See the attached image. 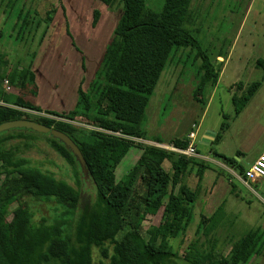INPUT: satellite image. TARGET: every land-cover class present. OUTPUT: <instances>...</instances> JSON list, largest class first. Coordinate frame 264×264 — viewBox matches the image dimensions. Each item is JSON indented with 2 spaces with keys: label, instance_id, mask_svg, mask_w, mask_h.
Here are the masks:
<instances>
[{
  "label": "trees",
  "instance_id": "trees-1",
  "mask_svg": "<svg viewBox=\"0 0 264 264\" xmlns=\"http://www.w3.org/2000/svg\"><path fill=\"white\" fill-rule=\"evenodd\" d=\"M97 1L108 7L118 2L122 4V13L113 29L118 42L113 56L107 60V84L90 116V128L45 117L31 119L18 110L44 112L71 121H76L80 115L85 119L83 109L89 110L92 101L81 83L77 87L76 108L42 110L36 102L38 87L32 71L25 76L24 67L0 70V79L21 85L18 93L8 94L4 100L14 107L0 104V123L25 118L67 134L83 155L87 178L92 185L85 191L75 189L28 165L26 158L14 157L12 152L2 148V143L12 136L0 137V264H92V247L98 248L109 264H175L172 258L178 257L169 239L185 234L206 165L195 157L136 140L147 139L141 127L145 109L174 48L197 49L195 56L200 59V65L192 97L200 103H204L203 90L215 86L222 62L200 51L196 38L185 27L191 0H164L159 10L147 7L146 0ZM98 16L99 11L94 9L93 26ZM50 20L47 13L43 21L49 23ZM28 23L26 15L21 25L26 27ZM2 64L5 66L0 53V67ZM254 65L262 70L264 78V58L256 59ZM81 67L85 69L84 59ZM260 85V81L246 86L236 83V91L242 90V93L231 96L234 116L241 112ZM79 106L81 113H78ZM225 127L222 123L220 130ZM48 137L55 150L82 174V179L76 176L77 182L86 183L73 154L59 140L50 134ZM220 138L221 132H217L213 142L217 143ZM169 144L185 148L188 138L173 137ZM132 148H136L139 155L128 172L118 178L116 169ZM215 155L229 166L235 162L234 158ZM244 170L242 166L236 169L239 175ZM192 171L197 178L194 188L185 183ZM28 199L54 202L53 215L34 221ZM159 209V222L143 230L144 219ZM9 214L11 217L7 219ZM215 218L216 213L211 219L200 215L196 235L214 232ZM259 235L254 230L246 231L232 241L227 255L216 250L215 241L205 248L195 239L181 257L189 264L245 263L263 249V244L257 242Z\"/></svg>",
  "mask_w": 264,
  "mask_h": 264
},
{
  "label": "rangeland",
  "instance_id": "rangeland-1",
  "mask_svg": "<svg viewBox=\"0 0 264 264\" xmlns=\"http://www.w3.org/2000/svg\"><path fill=\"white\" fill-rule=\"evenodd\" d=\"M163 2L164 0H146V5L159 10ZM51 9L54 12H51ZM94 9L99 11V16L93 26L91 22ZM47 13L51 17L49 23L43 21ZM121 13L122 4L118 2L108 7L97 0H0V53L5 61V66L2 65L0 70L13 71L16 66L20 69L24 67L25 76L32 71L40 88L39 103L42 106L67 111V107L62 106L66 101L62 104L60 96L64 83L67 86L76 81L73 76L76 72L73 71H76V67L80 68L81 59L88 65L86 69L82 68L83 82H79L85 84V88L88 87L92 101L89 110L82 108L85 119L80 118V115L79 119L71 121L44 112L28 109L24 111L21 108L18 110L31 119L45 117L90 128V116L92 117L93 110L101 101L102 90L107 84V60L113 56L118 42V38H114L113 29ZM26 15L30 23L23 27L21 20ZM185 27L196 38L200 51L212 60H215L218 53L224 57L225 62L219 64L222 71L220 70L217 85L215 89L208 87L203 90L204 104L196 101L192 93L200 65V59L195 56L197 49L174 48L169 63L149 97L141 127L148 133L146 137L150 138L158 118L161 119L160 123L166 120L169 125L176 127L174 131L180 136L179 131L184 129L191 119L195 123L200 121V132L208 129L221 132V143L218 148L213 144L212 148L222 149L227 157L234 159H237L235 152L242 151L239 163L245 167L264 149V78L262 70L254 65L256 59L264 58V0H191ZM74 50L75 54L72 53ZM0 81V104L14 107L6 104L4 100L8 94L18 93L21 85L19 82L10 84L8 79ZM253 81H260V87L243 111L234 116L231 96L233 93H242V90L235 92L236 83L242 82L243 86H246ZM54 82L59 89L57 91L54 87L51 89ZM231 84L233 89H229ZM191 107L194 108L191 110L194 113L187 112ZM222 123L226 129L220 130ZM6 135L12 137L2 143V148L12 152V156L26 158L28 165L38 167L75 189H91V181L88 178L85 179L86 183L77 182L76 176L82 179V174L77 173V168L55 150L48 139L49 134L20 127L0 132V137ZM136 141L151 143L145 139ZM197 145L200 152H203L204 147L198 143ZM138 153L136 148L128 151L116 169L118 178L128 172ZM166 166L168 167V163ZM230 176L237 191L246 198L245 203L230 196L224 204V209L233 207L232 218L239 219L236 227L230 230L229 224H222L226 228L221 227L215 231L211 234L213 237L196 235L194 226H197L198 221L193 217L183 236L169 239L172 249L178 253V257L172 258L175 264H189L181 255L195 239L198 243H203L202 247L205 248L216 240L218 252L227 255L232 246L231 240L227 242L229 236L239 237L248 229L257 226H261L259 230H253L260 234L257 242L263 244V249L247 262L239 264H264V179L258 182L250 181V187H247L232 174ZM28 200L34 221H38L42 216L50 218L53 215L54 202ZM248 210L257 211L261 215L255 216L253 224L240 220ZM10 217L11 214L7 219ZM160 217L161 209L154 215H148L142 222L143 230L150 224H157ZM91 257L92 264H109L108 259L103 258L96 247L91 248Z\"/></svg>",
  "mask_w": 264,
  "mask_h": 264
},
{
  "label": "crops",
  "instance_id": "crops-1",
  "mask_svg": "<svg viewBox=\"0 0 264 264\" xmlns=\"http://www.w3.org/2000/svg\"><path fill=\"white\" fill-rule=\"evenodd\" d=\"M1 32L2 31H0V33ZM75 52L76 51L74 50L72 53L75 54ZM82 57H84V56H82ZM215 58H216L217 61H220L222 63L225 62L224 61V57L220 53H218ZM3 60H4V58H3ZM81 61H82V59H81ZM2 65L4 66V64H2ZM85 67L86 68L88 67V65L86 66V62H85ZM74 68H75V66H74ZM73 69L71 68V70H73ZM221 71H222V69H221ZM221 71H220V73H221ZM73 72L74 73L76 72V75L73 74V76L75 77L76 81L75 80L72 81V83L67 85V86L64 83L63 92L60 95L62 104H64V101H66V104H64L62 106H66L67 107V111L73 110L74 108H76L77 87H78L79 82L81 81V79L83 81V78H82L83 77V73H82V67L81 66H80V68L76 67V71H73ZM220 73H219L217 82H218V80L220 78ZM217 82H216L215 86L217 85ZM232 84H234V82ZM232 84L229 86V89H233ZM84 85L85 84L82 85V88L84 89V91L86 92V94L89 97V89H88V87L85 88ZM215 86L213 87V89H215ZM37 87H38V90H37V95L36 96H38V97L36 98V102L41 107L42 110L66 111V110H63V109L50 108V107L42 106L39 103V101H40V88H39L38 85H37ZM53 87H54V89L56 91L59 90L57 88L56 82H54V85L51 86V89ZM173 92H176V91H173ZM235 92H238V91H235ZM201 104H204V103H201ZM246 105H245V107H246ZM77 109L80 110L81 106H79ZM243 109L241 110V112L243 111ZM187 110H188L187 111L188 113H194L193 111H191V110H194V108H192V107L187 109ZM145 111H146V109H145ZM160 120L161 119L157 118V121L155 122L156 125L153 126V132H151L150 138L146 137L147 138V139H145L146 141H150L151 142L150 144L153 145V143H155V141L159 140L161 142L160 144L168 145L169 141L174 136H176V137H185V136H187L189 131L194 130L196 132V138L194 140V147H195V152H196L197 155L193 156V157H195L196 159L202 160L205 163V165H206V167H205V169H204V171L202 173L201 179H200L199 189H198L195 201L193 203L190 221H189V223L187 225L186 230L188 229V226L191 224L193 217L196 218L197 221L199 222L200 215H204L206 218L210 217V219H211V216L215 215V213H216V218H215V223L216 224L214 226V228H215L214 232H212V233H210L208 235H205V236H209V235L215 233V231H217L221 227L226 228L225 226H222V224L223 225L229 224L228 226L230 227V230H231V228L236 227L235 224L238 222L239 219L238 218H232L231 211L234 212V210H232L233 207H232V209H230L229 207L227 209H224V204L227 202V198L230 197V196L238 198V199H240V201H243V202L246 203V198L242 195V193L237 191L236 184L234 183L233 179L230 176L231 174L233 176H235V177L236 176H240L235 171H236L238 166H241L240 163H239V160H240V155L242 154V151L237 150L235 152V155L237 156V159H235V162H233L232 165L229 166V165L226 164V162L224 161V159L222 157H219V156L215 155V154H221V155L227 157V155H225V153L222 152V149L221 150L217 149L219 144L221 143L222 139L220 138L217 143L213 142L214 139H215V135H216L217 131H215L214 129H208V130L214 132L213 139L210 138L212 140L206 141V143L204 144V143H201L200 140H201V137L204 135V133L207 130L205 132L204 131L200 132V128H199L200 127V121L198 123H195V121L193 119H191L188 122V124H186L184 129L179 131L178 134L180 136H178V135H176L177 132L174 131L176 129V127L174 128L173 125L172 126L169 125L166 120L164 122L160 123ZM144 132H145V134L147 136L148 133L146 131H144ZM156 143H158V142H156ZM197 143L204 147L203 152H200ZM213 144H216V146H217L216 149L212 148ZM208 146H209V148L207 149ZM263 150L259 151L251 159L249 164L246 165L243 168L244 169L248 168L249 165L257 158V155L260 154V152H262ZM214 166L218 167V169L216 170ZM259 180H261V179H254L253 182H258ZM190 182H192V183H190ZM196 182H197V178L195 176V173L192 171L185 178V183L188 186H190L191 188H194L195 185H196ZM248 208H250V207H248ZM257 215L261 216L259 213H257V211L248 210L247 213L245 215H243V217H241L240 220L246 221V224H253L252 222L255 219V216H257ZM260 219L263 220L261 217H260ZM198 222L196 224H198ZM194 227H196V226H194ZM260 227L261 226L252 227V228L253 229L257 228L258 229ZM253 229H248V230H253ZM254 232L257 233V231H255V230H254ZM211 237H213V236L211 235ZM237 237L238 236L235 237V236L231 235V236H229V240H227V242H229L231 240V243H233L232 242L233 238H237ZM213 241H215V243L217 245V241L216 240H213ZM216 250L218 251V249H216Z\"/></svg>",
  "mask_w": 264,
  "mask_h": 264
},
{
  "label": "water",
  "instance_id": "water-1",
  "mask_svg": "<svg viewBox=\"0 0 264 264\" xmlns=\"http://www.w3.org/2000/svg\"><path fill=\"white\" fill-rule=\"evenodd\" d=\"M2 106H6L1 104ZM27 128L32 131L38 132V133H47L50 134L53 138H56L59 140L75 157L76 161L78 162L80 169L84 175V178L87 179L88 174H87V168L85 165V160L83 158V155L81 154L78 146L74 143V141L64 132L47 126L45 124L36 122L34 120H29L25 118H19V119H11V120H6L0 123V132L11 129V128ZM214 132L207 130L204 135L201 137L200 142L201 143H206V141L212 140L213 139ZM212 138V139H210Z\"/></svg>",
  "mask_w": 264,
  "mask_h": 264
},
{
  "label": "built area",
  "instance_id": "built-area-1",
  "mask_svg": "<svg viewBox=\"0 0 264 264\" xmlns=\"http://www.w3.org/2000/svg\"><path fill=\"white\" fill-rule=\"evenodd\" d=\"M7 83L6 80H4ZM194 127V126H193ZM188 144L185 148H177L173 145H164L160 143H153V145L165 148L167 150L176 152L178 154L186 155V156H196L194 140L196 138V132L191 130L188 132L187 136ZM237 179L249 187V182L254 179H264V150L257 156V158L249 165L248 168L244 170V173L240 176H236Z\"/></svg>",
  "mask_w": 264,
  "mask_h": 264
}]
</instances>
